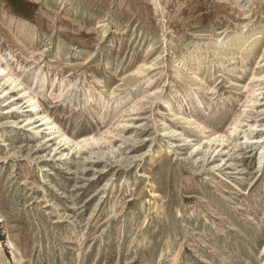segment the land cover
<instances>
[{
  "label": "rangeland",
  "instance_id": "1",
  "mask_svg": "<svg viewBox=\"0 0 264 264\" xmlns=\"http://www.w3.org/2000/svg\"><path fill=\"white\" fill-rule=\"evenodd\" d=\"M1 64L70 142L0 74V264H264V0H0Z\"/></svg>",
  "mask_w": 264,
  "mask_h": 264
},
{
  "label": "bare ground",
  "instance_id": "2",
  "mask_svg": "<svg viewBox=\"0 0 264 264\" xmlns=\"http://www.w3.org/2000/svg\"><path fill=\"white\" fill-rule=\"evenodd\" d=\"M238 32V31H237ZM239 33H236L235 39H231L232 41L235 40L236 42L238 41V35ZM235 35V34H234ZM233 36V35H232ZM218 39V38H217ZM223 39H226V37H223ZM240 45L239 43H237V46ZM213 51V50H212ZM217 51H221V48H217ZM172 70L173 71H178L180 69V67H183V63L180 57H177L174 59V61L172 62ZM138 71H143V69H140ZM4 74L3 79H5L7 82L10 81V86H12L13 88H17V87H21L18 92L17 95L21 96L22 99H26V102L29 103L30 109H29V115L24 119L25 122H27L28 124H34L31 126V130L32 133H34L37 129V127L42 126L44 129H46L48 132L50 131V134H52V130L56 129V132L59 133V139L60 142L63 143H67V141L70 142V138L67 134L66 131H64L63 129H61L60 127H58V125L56 124L55 120L52 119L50 113L41 108V104L39 102L38 96L35 95L33 92H31L28 87H26L23 83H20V78L15 74V72L13 71L12 68L5 66L4 64L0 65V74ZM187 72V71H186ZM191 73V72H189ZM191 75V74H190ZM184 78V77H183ZM195 78L196 80H199V76L198 73H193V77L192 79ZM194 79V80H195ZM22 81V80H21ZM101 95V94H100ZM89 96V95H88ZM102 97V96H101ZM98 99V98H97ZM96 99V100H97ZM20 103V101H17L15 103V106H18ZM107 108V107H106ZM109 109V108H108ZM109 111V110H108ZM32 114L35 115L36 117H38V120L35 121L32 118ZM190 117V116H189ZM187 119V118H186ZM30 121V122H29ZM36 122H38L36 124ZM198 124V122H197ZM201 124H199L200 126ZM203 125V124H202ZM201 125V126H202ZM198 126V127H199ZM216 140V141H225V136H217V133L212 135V138H210L209 140ZM75 145L80 147V143L79 142H75L73 139L71 140ZM264 147L260 148V154L262 153V150ZM61 158V157H60ZM59 158V159H60ZM63 159V158H62ZM261 158H259V162H260ZM3 223V218L0 217V224ZM0 247H2L1 245V241H0Z\"/></svg>",
  "mask_w": 264,
  "mask_h": 264
}]
</instances>
